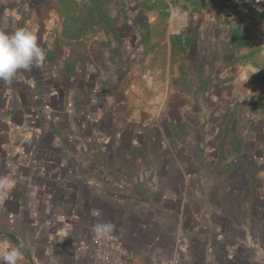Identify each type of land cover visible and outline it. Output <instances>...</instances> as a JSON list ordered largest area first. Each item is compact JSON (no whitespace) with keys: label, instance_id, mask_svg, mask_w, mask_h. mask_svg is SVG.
<instances>
[{"label":"crops","instance_id":"crops-1","mask_svg":"<svg viewBox=\"0 0 264 264\" xmlns=\"http://www.w3.org/2000/svg\"><path fill=\"white\" fill-rule=\"evenodd\" d=\"M249 1L264 16V0ZM2 2L0 30L34 28L45 59L0 81V251L21 247L20 264H94V227L110 222L131 264H161L180 233L188 252L178 264H248L261 253L260 239L216 218V185L203 191L196 161L181 175L177 158L152 156L157 143L138 138L149 115L139 118L137 102L114 84L107 91L97 45L63 35L58 0L27 17L3 13ZM237 223L228 226L244 227Z\"/></svg>","mask_w":264,"mask_h":264},{"label":"rangeland","instance_id":"rangeland-1","mask_svg":"<svg viewBox=\"0 0 264 264\" xmlns=\"http://www.w3.org/2000/svg\"><path fill=\"white\" fill-rule=\"evenodd\" d=\"M44 1L49 0H6L3 13L27 17L41 3L49 10ZM197 1L201 5L192 0H107L103 13L116 33L97 26L83 38L97 45L107 91L114 84L137 102L139 118L142 111L141 116L149 115L148 132L138 130V138L157 143L148 149L152 156L177 158L181 171H174L181 175L192 172L196 161L203 191L216 185V218L238 236L247 232L255 245L260 239L261 253L249 254L247 262L264 264V46L258 40L263 7L249 0ZM72 15L83 12L75 8ZM237 25L250 29L248 47H232L231 29ZM174 35L181 36L180 44ZM95 51L91 54L97 57ZM171 177L177 178V172ZM231 222L244 227L233 229ZM26 264L35 263L28 258Z\"/></svg>","mask_w":264,"mask_h":264},{"label":"clouds","instance_id":"clouds-1","mask_svg":"<svg viewBox=\"0 0 264 264\" xmlns=\"http://www.w3.org/2000/svg\"><path fill=\"white\" fill-rule=\"evenodd\" d=\"M45 54L37 43L34 28L22 27L8 32L0 30V81H11L19 70L31 66L39 67ZM114 225L110 222L98 223L95 234L101 239H111ZM23 252L19 246H10L0 251L3 264H20Z\"/></svg>","mask_w":264,"mask_h":264},{"label":"trees","instance_id":"trees-1","mask_svg":"<svg viewBox=\"0 0 264 264\" xmlns=\"http://www.w3.org/2000/svg\"><path fill=\"white\" fill-rule=\"evenodd\" d=\"M106 1L107 0H83V5L79 6L77 0H58V10L63 18L61 23L63 35L68 39L78 38L84 36L88 29L97 26H101L112 32L113 27L103 13V7ZM192 1L194 5H201L197 0ZM211 2V0H208L207 4H210ZM219 2L223 3L224 0H219ZM75 8H79V10L83 12L81 17L72 15ZM230 36V42L234 49H241L250 45L251 35L248 27L237 25L231 29ZM173 38H175V42L177 41V43L180 44V35H174ZM190 43L191 39H188L185 42V46L190 45ZM205 83L207 84V82Z\"/></svg>","mask_w":264,"mask_h":264},{"label":"built area","instance_id":"built-area-1","mask_svg":"<svg viewBox=\"0 0 264 264\" xmlns=\"http://www.w3.org/2000/svg\"><path fill=\"white\" fill-rule=\"evenodd\" d=\"M258 40L264 46V21L261 23V30ZM29 130H32L30 127ZM40 133L39 131H36ZM91 248L94 256V264H131V255L125 248L123 241L116 235L111 239H101L96 234L91 238ZM188 252L187 238L183 233L177 235L174 249L169 258L161 264H178L180 259Z\"/></svg>","mask_w":264,"mask_h":264}]
</instances>
